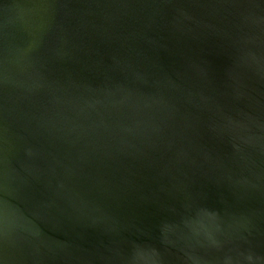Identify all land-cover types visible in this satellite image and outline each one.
Listing matches in <instances>:
<instances>
[{
	"label": "water",
	"instance_id": "1",
	"mask_svg": "<svg viewBox=\"0 0 264 264\" xmlns=\"http://www.w3.org/2000/svg\"><path fill=\"white\" fill-rule=\"evenodd\" d=\"M0 264H264V0H0Z\"/></svg>",
	"mask_w": 264,
	"mask_h": 264
}]
</instances>
